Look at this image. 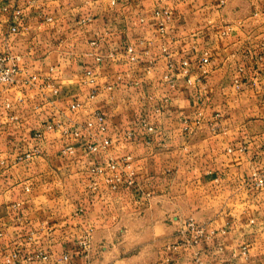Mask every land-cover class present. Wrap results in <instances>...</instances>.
Listing matches in <instances>:
<instances>
[{"label":"crops","instance_id":"obj_1","mask_svg":"<svg viewBox=\"0 0 264 264\" xmlns=\"http://www.w3.org/2000/svg\"><path fill=\"white\" fill-rule=\"evenodd\" d=\"M0 53L20 67L0 85V264H99L85 234L101 245L120 214L185 198L207 237L131 264H264V0H0ZM96 113L105 131L82 127ZM111 160L116 191L90 172Z\"/></svg>","mask_w":264,"mask_h":264},{"label":"rangeland","instance_id":"obj_2","mask_svg":"<svg viewBox=\"0 0 264 264\" xmlns=\"http://www.w3.org/2000/svg\"><path fill=\"white\" fill-rule=\"evenodd\" d=\"M175 204L173 201L164 204V206H166V209H172ZM151 205L152 208L145 205L141 208L132 209L131 213L120 214V229L113 232L109 231L103 238L105 242L101 245L95 247L88 245L87 251L94 256V260L99 261V264H131L135 259L134 256L141 255L144 250L148 253L152 249L155 251L159 247L161 248L162 245H173L193 239V234L187 230V220L192 218L188 213L190 199L185 198L182 202L177 203V208L183 209L180 215L179 213L175 214V211L167 214L161 213L162 208L158 206H162V204L159 202L156 204L151 203ZM159 223H165L168 227H174V229L169 232L166 240H162L160 243L156 241L153 246L144 245V242L151 239L149 234L152 233L153 235L155 233L153 230L151 232L147 230L148 225L158 226ZM156 238H158V235Z\"/></svg>","mask_w":264,"mask_h":264},{"label":"built area","instance_id":"obj_3","mask_svg":"<svg viewBox=\"0 0 264 264\" xmlns=\"http://www.w3.org/2000/svg\"><path fill=\"white\" fill-rule=\"evenodd\" d=\"M163 1V0H160ZM221 5H224L227 0H218ZM17 14H19V11H16ZM155 14L157 16H160L162 18V21L160 23V28L159 30L161 32H164V21H167L169 19V11L166 9H157L155 11ZM12 32H17V28H12ZM95 44V43H93ZM128 53H133L132 48H128ZM132 60H135L134 57H131ZM210 61V54L208 52H204L203 55L199 59V69L201 70L202 73H206L205 67ZM189 62L184 60L182 61V71L184 74L188 73V67ZM20 72V67L18 65V57L9 55V54H4L0 53V85L4 86H13L17 85L19 83V80L17 78L18 74ZM87 76L90 78L89 82H93L92 79V73L88 71ZM39 80L38 75L32 74L30 76V82H37ZM190 82V81H189ZM81 106L80 103L73 104L71 106L72 109L79 108ZM9 107V105H7ZM94 121H97V125L101 131H105V118L101 113H96L94 119L87 121L85 125L82 127L85 129H89L93 127ZM64 132H68L65 130ZM75 136H79V131H74ZM106 142L104 143H99L98 145H88V150L89 152L95 153L98 151L99 148H105ZM71 151V149H70ZM30 157L29 154L25 155V158ZM129 158L125 159L126 165H129ZM120 167L119 162H115L111 160L107 167H100V166H95L91 169V173L94 176H104L105 182L109 185L110 189L113 191L118 190L120 187L122 181H123V176L116 173V170ZM108 173H112V177L108 176ZM128 177L131 179L132 178V173L128 175ZM132 183V181H129ZM96 183L97 181H92L91 182V187L96 188ZM258 185H262L259 183ZM187 230L190 231L191 234H193V239L191 241L184 242L185 244H196L198 243L202 238L207 237L206 231L203 228L202 225L198 224L194 219L190 218L187 220ZM1 234V232H0ZM89 234H85L82 240L80 241V245L87 250V247L89 245ZM176 248V246L174 247ZM43 259H47V256H43ZM63 260L66 262V264H73L72 260L69 258L68 255H65L63 257Z\"/></svg>","mask_w":264,"mask_h":264}]
</instances>
